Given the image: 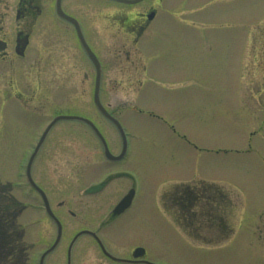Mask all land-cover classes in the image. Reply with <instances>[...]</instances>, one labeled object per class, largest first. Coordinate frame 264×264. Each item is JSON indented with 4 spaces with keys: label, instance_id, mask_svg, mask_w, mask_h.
I'll list each match as a JSON object with an SVG mask.
<instances>
[{
    "label": "rangeland",
    "instance_id": "rangeland-1",
    "mask_svg": "<svg viewBox=\"0 0 264 264\" xmlns=\"http://www.w3.org/2000/svg\"><path fill=\"white\" fill-rule=\"evenodd\" d=\"M194 2L202 6L192 15L217 25L190 27L179 20L180 14L174 12L190 11ZM149 3L81 0L78 5L81 15L97 13L100 19ZM162 8L168 12L158 14L141 45L148 66L157 63L158 78L146 79L140 89L138 82L113 84L111 114L127 142L125 155L114 168L127 173V185L131 183L135 191L131 205L114 226L104 229L103 237L139 242L155 264H264V0H169ZM221 20H227L228 26L218 25ZM89 101H79V113L58 110L59 106L44 114L0 113V124L10 125L0 126V184L7 185L19 203L14 221L23 230L19 244L15 239L11 242L14 259L21 257L15 264H39L56 234L54 222L24 177L29 151L47 123L60 114L83 116L102 128L108 139L118 140L115 126L89 109ZM97 144L80 121H58L35 158L32 172L40 181L41 158L45 155V160L55 162L48 171L47 197L62 224L61 241L44 264H64L77 228L76 218L67 212L75 211L78 199L68 166L80 149L81 155L100 156ZM107 166L95 164L87 177L101 174ZM200 181L217 195L215 199L220 196L227 202L225 212L215 213L219 216H214L215 222L204 218L196 229L212 238L211 243L187 236L189 230L175 225L161 205L165 201L161 195L172 186ZM116 184L117 180L111 183L112 189ZM111 194L116 200L118 193L113 189ZM60 200L62 207L57 206ZM5 232L0 225V262L7 260L4 255L9 250ZM11 259L7 261L13 263Z\"/></svg>",
    "mask_w": 264,
    "mask_h": 264
},
{
    "label": "flooded vegetation",
    "instance_id": "flooded-vegetation-1",
    "mask_svg": "<svg viewBox=\"0 0 264 264\" xmlns=\"http://www.w3.org/2000/svg\"><path fill=\"white\" fill-rule=\"evenodd\" d=\"M145 1L147 0L132 4ZM165 1L169 0H151V3L141 8L112 12L99 19L97 13L88 12L84 16L80 14L82 11L78 3L81 0H0V113L12 115L15 110H25L44 114L57 106L60 107L58 110L79 113L82 112L79 101L87 98L90 100L88 108L101 115L94 103L95 94L101 105L111 113L109 100L113 97L114 82H138L140 89L146 79L158 78L154 73L157 63L148 66L141 45L151 23L164 9L162 4ZM195 3L194 9L190 11L174 12L180 14L179 20L185 21L190 27L217 25L213 20L192 15L202 6ZM57 4L64 15L58 13ZM226 21L221 20L218 25L228 26ZM85 45L96 56L98 65L90 59ZM104 99L106 101L103 103ZM0 126L10 127L9 124ZM113 128L118 135L116 142L108 139V134L98 128L105 138L111 159L106 156L105 146L98 135L90 130L96 144L98 143L100 156L96 152L94 155H81L80 149L72 165L68 166L67 176L73 175L78 196L75 211L67 209L77 220V228L71 239L76 233L86 232L75 239L72 245V248L76 245L75 253L71 252L68 256L66 250L64 264H151L148 262L147 251L139 242H124L116 239L117 237L105 240L103 237L104 229L114 226L118 217L126 210L114 214L113 207L124 195L133 193L132 184L127 185V173L114 168L120 162V159L114 157L122 153L123 139L117 127ZM40 149L41 146L33 163L39 156ZM45 159L44 155L39 172L42 181L32 172L33 168L31 176L34 178L33 173L35 185L47 195L51 184L48 171L55 162L51 158ZM58 160L60 159L57 158V162ZM103 163L108 166L101 174L87 177L95 164ZM115 180L119 183L113 188L118 193L116 200L111 194V183ZM30 188L39 196L33 187ZM172 190L161 195L165 199L161 205H164V211L171 213L169 215L173 223L187 232L189 230V235L196 242H212V238L198 234L196 229L204 218L211 222L215 213L225 212V199L220 196L215 199L214 196L217 195L202 185H175ZM7 191L8 186L0 184V212L4 218L2 222L10 228L13 225L7 220L10 208L3 203V196ZM63 205V200L57 202L58 207ZM220 216L222 217L221 214ZM5 233L10 240L4 241L9 247L4 256L7 260L12 258L10 261L13 263L4 260L0 264L19 263L21 257L19 260L14 259L15 247L11 245L14 242L11 238L14 231L8 229ZM222 238L224 237L218 239ZM21 249H24L23 246Z\"/></svg>",
    "mask_w": 264,
    "mask_h": 264
},
{
    "label": "water",
    "instance_id": "water-1",
    "mask_svg": "<svg viewBox=\"0 0 264 264\" xmlns=\"http://www.w3.org/2000/svg\"><path fill=\"white\" fill-rule=\"evenodd\" d=\"M117 1H120V2H125V3H134V2H137V1H140V0H117ZM57 11L60 15H64L60 9V6L59 4H57ZM87 49V52L89 54V56L91 57V60L97 65H98V62H97V59L95 57V55L93 53L90 52V50L88 49V47H86ZM96 91V90H95ZM94 101H95V104L97 105V107L99 108V110L103 113V115L108 119L110 120L116 127H118V129L121 131V126L119 124V122L113 117L111 116L100 104L99 102V99L97 97V95L95 94V98H94ZM59 120H78V121H81L85 124H87L100 138V140L102 141L103 145L105 146V154L106 156L108 157H111V155L109 154V152L107 151V147H106V144H105V141L103 139V137L101 136V134L99 133V131L97 130L96 126L94 125V123L85 118V117H82V116H73V115H58V116H55L51 122L47 125V127L45 128V130L43 131L38 143H37V146L32 154V156L30 157L29 161H28V164H27V167H26V176L28 178V180L32 183V180H31V177H30V166H31V162H32V159H33V156L34 154L36 153L38 147L40 146V144L42 143V141L44 140L46 134L48 133V131L50 130V128L52 127V125L59 121ZM125 148V146H124ZM124 150V149H123ZM33 184V183H32ZM40 191V194L43 198V201H44V205H45V208H46V211L48 213V215L51 217V219H53V221L55 222L56 226H57V234H56V238L54 240V242L52 243V245L42 254L41 256V259H40V264H43V258L44 256L51 252L55 246L58 244L59 240H60V237H61V223L58 221V219L55 217V215L53 214V212L51 211L50 207H49V203L47 201V198L45 196V194L41 191ZM130 196H126L125 198H123L121 200V202L115 207L114 209V213H119L120 211H122L129 203V198ZM75 238L71 241L70 245H69V248H68V254H70V251H71V246L74 242Z\"/></svg>",
    "mask_w": 264,
    "mask_h": 264
},
{
    "label": "trees",
    "instance_id": "trees-1",
    "mask_svg": "<svg viewBox=\"0 0 264 264\" xmlns=\"http://www.w3.org/2000/svg\"><path fill=\"white\" fill-rule=\"evenodd\" d=\"M3 197H4L3 203L10 208L8 210L9 212H8V215H7V220H9L13 225H11L10 228H7L3 224L2 219H4V218H2L3 214L1 212H0V221H1L0 225H2V227H6V231H8V229L9 230L11 229L12 231H14V233L12 234L11 238H12V240H14V239L17 240L15 242L18 243V239L20 238V235H21V230L16 227V222L14 221V217H15V215L17 213V210H19L20 206H19V203L10 195V193H8V191L6 192V195H4ZM7 224H9V223H7ZM15 227L17 229H15Z\"/></svg>",
    "mask_w": 264,
    "mask_h": 264
}]
</instances>
